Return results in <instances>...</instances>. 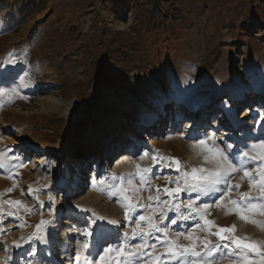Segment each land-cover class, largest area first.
Returning a JSON list of instances; mask_svg holds the SVG:
<instances>
[{"label":"rangeland","instance_id":"obj_1","mask_svg":"<svg viewBox=\"0 0 264 264\" xmlns=\"http://www.w3.org/2000/svg\"><path fill=\"white\" fill-rule=\"evenodd\" d=\"M19 1L30 3L35 11L17 26L6 21L15 0L0 4V87L19 92L14 97H0V152L21 158L15 162L18 175L14 179H9L7 167L0 168V193H4L0 199L20 200L31 212L20 208L21 221L7 215L16 208L3 205L0 258L11 255L12 264H55V259L74 264L77 240H83L78 228L85 224L76 220L67 226L64 219L71 216L75 205L119 220L122 234L127 223L124 208L107 194L118 183L110 174L126 181L137 164L152 167L154 149L189 166L198 165L200 160L190 147L192 138L181 137V133L196 130L195 139L215 133L229 143H240L241 148L264 138V0H178L181 19L159 31L140 26L129 6L131 0ZM13 56L15 62L8 63ZM147 82L161 85L171 99L165 97L160 119L149 126L140 118V104L145 102L150 109L154 102H147L146 92L138 85L149 88ZM55 97L71 102L67 113L56 111L51 103ZM132 97L140 103L133 99L126 106ZM188 99L196 100L188 106L184 103ZM223 107H232L235 126L224 117ZM250 120L253 123L247 127ZM135 134L138 142H127ZM30 141L53 149L57 144L62 147L56 154L55 150L30 148ZM144 152L148 155L141 160ZM4 163L10 166L7 158ZM21 163L23 167H19ZM76 173L81 179H76ZM153 173L151 191L139 193L144 202L155 195L157 185L174 186L164 179L174 176L173 170L157 167ZM14 181L16 187L7 192ZM30 186L39 191L30 195ZM238 191H248L247 179ZM181 199L186 202L188 196ZM210 213L209 219L220 226L235 224V235L264 239L260 226L235 213L225 215V209L215 207ZM55 214H59L58 220ZM42 218L54 221L46 233L48 244L35 242L32 255L28 244L16 249L12 241L26 239ZM252 218L264 221L259 213ZM21 223L26 226L20 227ZM57 227L70 232V248L65 252L71 256L65 260L53 248L61 243L52 236ZM105 239L112 242L111 233ZM231 259L225 257L217 264H230Z\"/></svg>","mask_w":264,"mask_h":264},{"label":"snow or ice","instance_id":"obj_2","mask_svg":"<svg viewBox=\"0 0 264 264\" xmlns=\"http://www.w3.org/2000/svg\"><path fill=\"white\" fill-rule=\"evenodd\" d=\"M9 55L12 56L11 53ZM13 62L14 56L8 63ZM10 95L14 97L19 92L16 88L0 87V97ZM185 135L192 138L190 147L194 157L200 160L198 165L189 166L177 157L163 156L154 149L152 167L137 164L136 171L129 173L126 181L123 176L110 174L118 183L111 185L112 190L107 194L110 198H116L124 208L127 228L122 234L119 232V220L100 216L91 209L75 205L80 213L78 219L85 224L83 229L78 230L83 240H77L75 264H217L218 260L225 257L232 258L230 264H264V239L235 235V224L224 227L209 219L210 209L215 207L225 209V215L235 213L241 220L264 230V221L252 218L256 213L264 216V138L244 144L241 148L240 143H229L223 136L216 137L215 133H204L199 139H195L196 130L181 133V137ZM147 155L144 152L140 159L143 160ZM5 158L9 160L10 166L5 165ZM20 160L19 156L6 157L5 152H0V168H8L9 179L18 175L14 169L17 167L15 162ZM19 167H23V164H19ZM157 167L173 170L175 175H166L164 179L174 186L165 185L161 188L157 185L155 195H149L144 202L139 193L151 191V177L153 169ZM238 173L242 175L234 182ZM136 179L139 180L138 184L134 182ZM245 179L248 181V191L239 192L241 182ZM15 187L14 181L13 186L6 191L11 192ZM38 191L29 187L30 195ZM234 192L238 193L236 197L232 195ZM3 195L0 193V197ZM182 195L188 196L186 202L181 199ZM35 199L43 206V201H39L38 197ZM4 204L16 208L7 215L17 220L24 219L19 215L20 208L26 213L31 212L20 200L0 199V216L3 215ZM138 209L141 211L138 212ZM170 213L173 214L171 217ZM53 224L52 219L42 218L26 239L22 236L20 241L14 240L13 246L20 249L28 244L31 248L28 254H34L36 249L31 246L37 241L47 243L46 233ZM24 226L21 223L20 227ZM173 226H176V230H173ZM4 231L0 227V233ZM109 233L112 242L105 239ZM158 247L163 251H155ZM12 261L11 255L0 258V264H12Z\"/></svg>","mask_w":264,"mask_h":264},{"label":"bare ground","instance_id":"obj_3","mask_svg":"<svg viewBox=\"0 0 264 264\" xmlns=\"http://www.w3.org/2000/svg\"><path fill=\"white\" fill-rule=\"evenodd\" d=\"M229 82V81H228ZM149 83V85H148V87L149 88H146V87H144L143 86V84L142 83H138V85H139V87L144 91V92H146L145 94H146V100H147V102L148 101H152V102H154V107H152V108H150L149 109V107H148V105L145 103V102H142L140 105H141V108H142V113H141V116L142 117H140V118H142L143 119V121H144V124L146 123V125L147 126H149V124H151V123H154L155 121H158L159 119H160V116H161V112L163 111V107H164V100H165V97H167L166 99L168 100V101H170L171 99H169L168 98V96H165L164 95V89L162 88V86L161 85H159V84H155L154 85V83H150V82H147V84ZM80 85V84H79ZM83 85V84H82ZM230 86H231V88H232V90L235 92V87H234V84L233 83H231L230 82ZM262 89V87L261 88H259L257 91H259V90H261ZM237 90V89H236ZM216 91V90H215ZM214 93V92H213ZM261 93V92H260ZM200 97V96H199ZM133 99H135L134 101L135 102H137V103H140L139 101H138V99H136V98H134V97H132L131 99H128L127 101H126V103H125V105L126 106H128V104L130 105V103L132 102V100ZM192 100H196V99H188V100H185L184 101V103H186V104H188V106H189V103L192 101ZM67 102V101H66ZM62 102L60 99H58V98H53L52 99V101H51V103L53 104V107L56 109V111L57 112H60V113H62L63 112V110H65V113H67L68 112V109L70 108V104H71V102ZM207 102V101H206ZM193 103V102H192ZM198 104V103H197ZM204 104V103H203ZM173 106V105H172ZM187 106V105H186ZM140 107V106H139ZM168 107H170V108H172L171 106H168ZM232 110V111H231ZM221 112H224V114L226 115V116H228V118H229V124H230V126H232L231 124H233L234 123V115L232 114L233 113V109H232V107H223V109L221 110ZM218 115H220V113L218 114ZM225 115H224V117H225ZM223 116V115H222ZM135 118H137V117H135ZM120 120V119H119ZM119 123H120V121H118ZM174 122V121H173ZM143 123V122H142ZM253 122L250 120L249 122H248V124L246 125L247 127L248 126H250L251 124H252ZM156 124V123H155ZM151 126V125H150ZM142 133H144V134H142V136H144L146 139L148 138V136H147V134L145 135V132H142ZM137 134V133H136ZM134 135V136H132V135H129L128 137V139H126L127 140V142H132V143H134V142H138L137 140H135L138 136L137 135ZM28 144H29V146H30V148H35V147H40V148H46V149H48V151L49 150H55V153L57 154V153H59V150H61V147H62V145L60 146V144L58 145L57 144V146H54L55 148L53 149V148H51V146H47V145H43L42 143H39L38 141H30V142H28ZM53 147V146H52ZM137 148V147H136ZM128 153V152H127ZM126 153V154H127ZM125 154V153H124ZM123 154V155H124ZM124 155V156H127V155ZM121 155V154H120ZM122 158H123V156H121ZM36 159V160H35ZM34 160L37 162V161H40V159H39V157H36V158H34ZM95 163V162H94ZM102 163H103V161H102ZM79 169V168H78ZM94 169H96V166L94 167ZM75 176H77L76 177V179L78 180L79 178L81 179V177H80V174H78V173H76L75 174ZM84 198H80L79 199V201H81V202H83L84 200H83ZM82 204V203H81ZM78 215H80V213H79V209H77V208H72L71 209V216L69 217V218H65L64 220H65V223L64 224H66L67 226H69L71 223H75V221L76 220H79L78 219ZM55 216H56V219L58 220V217H59V214H55ZM56 221V220H55ZM61 222V221H60ZM81 222V221H80ZM218 224V223H217ZM58 228V227H57ZM79 230L80 229H83L81 226L78 228ZM26 230V229H25ZM55 230V229H54ZM79 232V231H78ZM65 233H66V235H65ZM52 236H54V240L55 241H58V242H63V244H61V243H58V244H56L55 246H53V248H55V251L56 252H59V255H61V257L62 256H65L63 259L65 260V258H67V257H70L71 256V254H68L67 252H68V249L70 248L69 247V237H70V232H69V229L68 228H64L62 231H60L59 230V228L58 229H56V232H54V234H53V232H52ZM52 236H48V238H50V237H52ZM15 237H17V236H15ZM10 238V237H9ZM14 239V238H13ZM12 239V240H13ZM82 239H83V237H82ZM20 240V239H19ZM48 240V239H47ZM10 242H11V240H10ZM13 242V241H12ZM38 245H42L43 243L42 242H39V241H37L36 242ZM48 244V243H47ZM7 245H8V243H7ZM9 245H10V243H9ZM8 245V246H9ZM7 247V246H6ZM12 249V248H11ZM67 250V252H65ZM68 260V259H67ZM67 260H65L64 262H61V261H57L56 259H55V264H71V263H69V261H67ZM75 264V263H74Z\"/></svg>","mask_w":264,"mask_h":264},{"label":"trees","instance_id":"obj_4","mask_svg":"<svg viewBox=\"0 0 264 264\" xmlns=\"http://www.w3.org/2000/svg\"><path fill=\"white\" fill-rule=\"evenodd\" d=\"M4 2L5 0H0L1 5ZM129 6L140 26L151 31H159L170 22L181 19L178 0H131ZM33 11L35 9L30 3L24 4L23 1L15 0V7H12L6 21L17 26L22 18L29 16Z\"/></svg>","mask_w":264,"mask_h":264}]
</instances>
